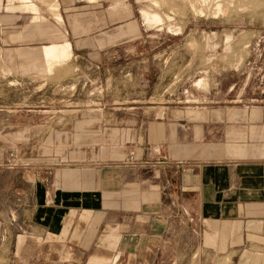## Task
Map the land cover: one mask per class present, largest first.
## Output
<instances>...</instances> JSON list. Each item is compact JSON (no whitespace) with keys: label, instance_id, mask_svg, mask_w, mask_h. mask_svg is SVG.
Returning a JSON list of instances; mask_svg holds the SVG:
<instances>
[{"label":"crops","instance_id":"1","mask_svg":"<svg viewBox=\"0 0 264 264\" xmlns=\"http://www.w3.org/2000/svg\"><path fill=\"white\" fill-rule=\"evenodd\" d=\"M6 2L4 10L24 11ZM60 7L64 21L54 22L66 38L46 32L59 42L41 47L66 41L70 60L98 69L110 46L136 38L108 36L105 19L81 23ZM22 55L29 68L42 60ZM54 107L4 106L0 264H264V102L170 105L145 116L128 107L100 123L60 122ZM10 146L26 164L7 166Z\"/></svg>","mask_w":264,"mask_h":264},{"label":"rangeland","instance_id":"2","mask_svg":"<svg viewBox=\"0 0 264 264\" xmlns=\"http://www.w3.org/2000/svg\"><path fill=\"white\" fill-rule=\"evenodd\" d=\"M45 1H34L35 19L30 11L4 10L7 2L1 0L2 142L9 133L4 125L9 111L4 110L10 109L4 106L49 103L55 107L46 110L60 122L62 118L78 121L88 117L100 123V118L125 116L131 111L126 110L128 107L145 116L170 105L213 107L264 102V0H219L222 10L214 15L212 10L197 15L190 5L192 1L198 9L200 3L195 0H54L62 20L60 6L68 5L81 23L92 19L100 24L105 19L108 36L136 38L110 46L108 61L97 64L98 69L93 62L90 66L84 60H70V56L50 75L36 69L39 60L29 68L30 59L22 55L35 58L39 55L31 52L51 41L59 42L60 35L51 38L46 32L57 29L66 38L64 29L58 28L62 22L55 24ZM207 2L210 5L206 3V8L212 9L211 0ZM141 11L156 15L160 21L144 22ZM32 24L37 29L29 32ZM41 24L54 29H42ZM124 24H136L140 30L132 35L121 30ZM68 82L75 83L74 89L68 88ZM97 123L93 125L98 134ZM10 153L18 165L26 164L14 146L9 147Z\"/></svg>","mask_w":264,"mask_h":264},{"label":"bare ground","instance_id":"3","mask_svg":"<svg viewBox=\"0 0 264 264\" xmlns=\"http://www.w3.org/2000/svg\"><path fill=\"white\" fill-rule=\"evenodd\" d=\"M1 1V0H0ZM17 2H19V4L22 5V8L24 9V11H30L32 12V14H35L36 17L35 19H37L38 15H37V8L34 4V1L36 0H15ZM89 2L93 1V0H88ZM183 1H186V0H183ZM188 1V0H187ZM186 1V2H187ZM191 1V0H189ZM194 1V0H193ZM195 1H198L200 3V5L196 6V7H199L198 9H195L194 8V5H192V1L190 3L191 5V9L197 14V15H202L204 13L207 12H210L211 10V14H217L218 12H220L222 9V6H221V3L219 0H211L212 4H213V7L212 9H207L206 8V5L209 4V2H207V0H195ZM209 1V0H208ZM225 1V0H224ZM45 2H47V10L52 14L53 16V19L56 21V22H61L62 19H61V16L59 15L58 13V5L57 3L53 0V1H50V0H46ZM50 2V3H49ZM182 2V1H181ZM173 3V2H172ZM195 3V2H193ZM207 3V4H206ZM189 4V3H188ZM206 4V5H205ZM46 5V3H45ZM189 5V6H190ZM210 5V4H209ZM226 5V4H225ZM232 6V5H231ZM188 7V5H187ZM225 7V6H224ZM189 8V7H188ZM191 10V11H192ZM209 10V11H208ZM195 14V15H196ZM194 15V14H193ZM140 16L142 18V20L144 22H148V23H151V24H155L157 22H159L160 20L158 19V17L156 15H149L147 14L145 11H141L140 12ZM167 19V18H166ZM37 51V50H36ZM34 52V51H33ZM39 52V55L40 57L42 58V60L37 63V68H42L43 72L45 73L44 75H50L52 74V70L56 67V66H60V64L62 62H65V60L67 61V59L71 56V47H70V44L68 42L65 41L64 44H52V45H49V46H45V47H41V49L38 51ZM35 53V52H34ZM33 53V54H34ZM9 71V70H8ZM41 72V71H40ZM41 72V74L43 73ZM200 83V80L197 82V84ZM196 84V85H197ZM193 87V86H192ZM76 113V112H75ZM60 256V255H59ZM225 263V262H224Z\"/></svg>","mask_w":264,"mask_h":264},{"label":"built area","instance_id":"4","mask_svg":"<svg viewBox=\"0 0 264 264\" xmlns=\"http://www.w3.org/2000/svg\"><path fill=\"white\" fill-rule=\"evenodd\" d=\"M7 158H8L7 166L18 165L17 161L13 160V159H15V156L12 153H10Z\"/></svg>","mask_w":264,"mask_h":264}]
</instances>
